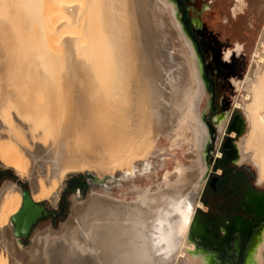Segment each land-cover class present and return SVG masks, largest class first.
<instances>
[{"label": "bare ground", "instance_id": "bare-ground-1", "mask_svg": "<svg viewBox=\"0 0 264 264\" xmlns=\"http://www.w3.org/2000/svg\"><path fill=\"white\" fill-rule=\"evenodd\" d=\"M44 2L0 0V116L10 134L0 139V162L20 178L33 167L32 200L55 202L68 175L104 176L144 157L162 138L189 161L178 163L173 178L148 190L133 188L129 197L94 193L73 208L60 233L36 238L33 254L20 249L12 226L22 189L6 185L0 192V264H9V254L17 264H210L211 256L199 253L191 239L210 172L201 108L207 91L174 3ZM260 45L238 82L248 89L247 103L236 105L241 128L232 129L226 149L239 163L252 164L262 185L264 39ZM13 109L17 124L5 119ZM30 139L34 147L27 152ZM247 264H264V229Z\"/></svg>", "mask_w": 264, "mask_h": 264}, {"label": "rangeland", "instance_id": "rangeland-1", "mask_svg": "<svg viewBox=\"0 0 264 264\" xmlns=\"http://www.w3.org/2000/svg\"><path fill=\"white\" fill-rule=\"evenodd\" d=\"M48 1L45 2L48 3ZM170 1L174 3L183 30L193 45L206 86L207 92L201 101V108L204 110V123L207 125L210 135L204 150V158L209 169L214 172L219 162L217 159L215 163L216 154L221 153L220 142H218V136L214 129L215 120L222 114L229 112L231 114L237 104L240 103L243 106L244 103H247L245 97L248 89L244 90L238 85L235 88L232 80L235 78L239 83L245 80L246 74L253 65L254 51L257 48L261 49L260 41L264 39V0ZM44 7L43 9H45ZM37 28L32 30V36H36L35 29ZM237 44L243 48L239 56L235 53ZM15 111L13 109L9 116L6 115L7 123L10 124L13 121L17 124L16 120L20 122ZM235 112H238L243 118L242 111L235 110ZM224 124L222 132L227 126V123ZM5 129L4 121L0 116V139L10 137ZM37 139L35 141H38ZM33 147V142L30 139L29 146L25 150L28 152L33 150ZM231 153L234 151L232 150ZM188 161L187 155L182 153L181 148L173 147L162 138L144 157L133 159L129 166L109 172L104 176H99L94 171L68 175L61 185L57 201L52 202L48 199L50 201L39 202L51 212L58 214L61 210L62 213L56 218V222L51 218H42L34 226L29 238L20 244V249L25 253L31 254L32 252L33 254L35 239L49 230L55 234L60 233L62 228L69 223L73 215V208L84 203L94 193L115 198L129 197L133 188L148 190L158 186L165 177L173 178L178 163L186 164ZM244 166L249 168L257 178V171L252 164L245 163ZM0 172L2 173L0 192L6 185L15 183L21 189L29 191L30 194L34 193L35 187L31 180L32 166L29 168L27 176L20 178L12 169L6 168L0 162ZM181 176L184 179L188 176L186 167L181 172ZM78 177H80L78 185L80 184L81 189L73 191L71 190L75 184L73 181ZM262 186L264 184L260 185V187ZM202 190L199 193V201H201ZM203 205L199 207L205 208ZM5 242L8 244L7 241ZM7 248L9 249V247ZM3 250H5V246L0 241V252ZM9 261V264H17L10 254ZM210 264L215 263L211 260Z\"/></svg>", "mask_w": 264, "mask_h": 264}, {"label": "flooded vegetation", "instance_id": "flooded-vegetation-1", "mask_svg": "<svg viewBox=\"0 0 264 264\" xmlns=\"http://www.w3.org/2000/svg\"><path fill=\"white\" fill-rule=\"evenodd\" d=\"M235 49L237 56L243 51L240 44ZM232 81L235 88L239 86L235 78ZM235 110H238L237 106L231 114H222L215 120L214 129L222 155L219 157L220 152L216 154L215 163L217 159L219 162L215 171L210 170L207 175L200 197L205 208L197 209L194 224L196 229L202 230L197 251L210 255L215 264H247L249 255L259 243L264 229V186L260 187L251 170L244 166L245 163H239L236 152L231 153L226 149L232 129L237 124V130L241 128L239 113ZM223 123H227V126L220 133ZM209 135L208 130V138ZM1 176L0 172V179ZM35 204L40 211V217L30 226L28 235L18 238L20 244L29 238L34 226L42 218H51L56 222V218L62 213L61 210L57 214L43 204ZM12 226L15 231L14 222Z\"/></svg>", "mask_w": 264, "mask_h": 264}, {"label": "water", "instance_id": "water-1", "mask_svg": "<svg viewBox=\"0 0 264 264\" xmlns=\"http://www.w3.org/2000/svg\"><path fill=\"white\" fill-rule=\"evenodd\" d=\"M22 192L23 206L20 212L12 218V222L16 224L14 233L17 238L20 236H26L30 226L40 217V211L32 200L30 192L27 190H23ZM201 236L202 230L193 227L191 231V239L198 244Z\"/></svg>", "mask_w": 264, "mask_h": 264}, {"label": "trees", "instance_id": "trees-1", "mask_svg": "<svg viewBox=\"0 0 264 264\" xmlns=\"http://www.w3.org/2000/svg\"><path fill=\"white\" fill-rule=\"evenodd\" d=\"M186 22V21H185ZM187 23V22H186ZM80 179V177H78V179L77 180H75V181H73L74 183V185L72 186V188H71V190H73V191H75V190H79L80 191V189H81V187H80V184L78 185V182H80V181H78ZM72 185V184H71Z\"/></svg>", "mask_w": 264, "mask_h": 264}]
</instances>
